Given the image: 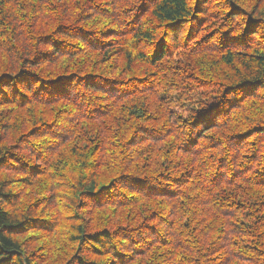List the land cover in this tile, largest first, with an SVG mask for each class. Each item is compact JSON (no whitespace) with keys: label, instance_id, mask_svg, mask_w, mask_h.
Here are the masks:
<instances>
[{"label":"trees","instance_id":"1","mask_svg":"<svg viewBox=\"0 0 264 264\" xmlns=\"http://www.w3.org/2000/svg\"><path fill=\"white\" fill-rule=\"evenodd\" d=\"M0 264H264V0H0Z\"/></svg>","mask_w":264,"mask_h":264}]
</instances>
